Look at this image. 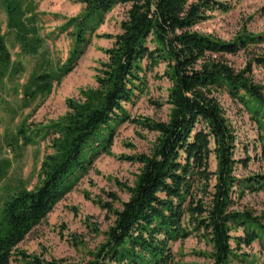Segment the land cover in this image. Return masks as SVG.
I'll return each instance as SVG.
<instances>
[{
    "label": "trees",
    "instance_id": "obj_1",
    "mask_svg": "<svg viewBox=\"0 0 264 264\" xmlns=\"http://www.w3.org/2000/svg\"><path fill=\"white\" fill-rule=\"evenodd\" d=\"M7 28L21 50L35 54L41 44L34 16L21 0H3ZM83 14L75 18L76 40L82 42L91 17L116 5H128L120 33L105 51L106 62L95 76L96 87L80 91V99L66 102L67 112L48 127L54 153L44 157L40 183L31 191L11 196L0 211V264L19 256L26 264L48 263L17 252V246L69 190V179L85 170L98 152L110 148L112 122H130L124 106L146 85V74L164 65L169 83L166 121H142L157 134L149 155L135 160L140 170L129 198L120 210L109 209L114 220L91 260L86 264H168L170 243L200 234L211 247V264H232L237 251L257 242L264 250V211L238 210L245 194L264 192V170L245 179L234 175L236 136L228 124L219 95L254 106L264 116V86L252 79L251 62L235 69L226 56H235L259 41L241 33L230 42L203 35L193 28L207 12H225L227 4L214 0H83ZM81 49L71 53L76 61ZM253 62L264 67V57ZM10 65V54L0 34V71ZM70 71L33 75L25 86L27 98L50 91L52 83ZM23 145L32 144L24 127L18 130ZM216 162L210 170V157ZM241 230L233 237L231 233ZM231 242L234 243V247Z\"/></svg>",
    "mask_w": 264,
    "mask_h": 264
},
{
    "label": "rangeland",
    "instance_id": "obj_2",
    "mask_svg": "<svg viewBox=\"0 0 264 264\" xmlns=\"http://www.w3.org/2000/svg\"><path fill=\"white\" fill-rule=\"evenodd\" d=\"M34 16L37 37L42 42L37 53L27 54L7 28L3 0H0V34L10 54V65L0 71V211L4 203L16 193L31 191L40 183V165L47 155L54 153L48 127L66 114V102L80 99V91L96 87L95 76L107 60L105 51L114 42L120 24L126 18L128 5H116L108 12L91 17L82 42L76 40L73 19L83 14V0H21ZM196 2L197 0H190ZM226 3L227 10H211L207 19L193 30L230 42L241 33L254 35L259 41L248 44L235 56L225 58L235 69L251 62L253 81L264 86V67L253 62L264 57V0H214ZM75 49L79 58L70 62ZM68 66L70 71L59 82L52 83L49 92L27 98L25 86L30 78L41 72L57 73ZM160 64L146 74L143 92L124 106L130 122H112L110 148L98 152L85 170L69 179V190L58 200L46 217L36 225L17 246L25 253L48 263L86 264L105 240L114 216L109 209L120 210L129 198L128 189L134 186L140 170L135 160L139 155L151 154L157 134L144 129L142 121H166L169 83ZM219 101L224 116L236 136L234 175L245 179L264 170V116L254 114L249 106L231 99L222 92ZM24 127L32 144L23 145L18 130ZM210 170L216 162L210 157ZM238 210L264 211V192L245 194ZM241 230L231 233L241 235ZM234 247V243L231 242ZM171 261L168 264H211V247L198 233L170 243ZM239 260L232 264H264V250L257 242L237 251ZM9 264H26L13 256Z\"/></svg>",
    "mask_w": 264,
    "mask_h": 264
}]
</instances>
